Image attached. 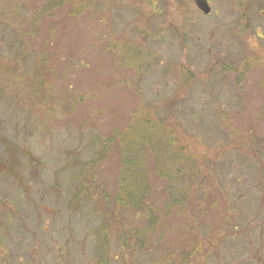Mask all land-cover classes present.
Masks as SVG:
<instances>
[{
    "label": "rangeland",
    "instance_id": "1",
    "mask_svg": "<svg viewBox=\"0 0 264 264\" xmlns=\"http://www.w3.org/2000/svg\"><path fill=\"white\" fill-rule=\"evenodd\" d=\"M207 3L0 0V264H264V0ZM122 173L118 224L158 216L126 258L96 236Z\"/></svg>",
    "mask_w": 264,
    "mask_h": 264
},
{
    "label": "trees",
    "instance_id": "2",
    "mask_svg": "<svg viewBox=\"0 0 264 264\" xmlns=\"http://www.w3.org/2000/svg\"><path fill=\"white\" fill-rule=\"evenodd\" d=\"M56 6H53V8ZM132 138L129 137V135H121L117 138L116 146H120L121 149V158H122V164H123V170H127L130 172L132 165L137 164L138 160L135 159L136 156H132L135 152L134 150V143H131ZM131 143V149L128 146ZM148 145V144H147ZM114 145V147H116ZM128 148L126 149V147ZM148 148H150L152 151L155 150L154 146L149 144ZM131 150V151H129ZM163 171V170H162ZM123 174V173H122ZM181 171L178 169L175 171L174 174H167L163 171L162 177L167 180L171 179V177H178L180 176ZM122 183L119 186V191L116 194V197L114 199V204L111 203H103V212H100L101 214V221L99 229L97 230L96 236L98 240L101 243V246L103 248V252L105 250L110 248V242L113 239L117 245L122 250V255L134 257L139 252L142 253L144 250L143 248V242L145 239L153 234V230L158 223L157 215H155L154 211H151L152 214L150 215V219L147 220V226L140 231L139 229L135 228H129L125 224H118V221H120V218L124 216L126 218L127 214L132 213H141L142 209H144L143 204V198L146 194V188L143 189L142 186H129V181L125 178L124 174L122 176ZM87 184L86 190L84 191V185ZM91 186L94 187V190H91ZM96 191V182L93 178V176L88 172V175L85 176L81 180V184H77L76 189L74 190V199H81L80 202H87V201H93L92 192ZM165 195L166 199L168 201V205H164L165 212L171 211L174 207L178 208V211L182 213V210L184 208V200L183 197H179V193H177L174 190H168V188L165 189ZM183 200V201H181ZM98 201L95 200V204ZM106 202V199H105ZM77 203V202H76ZM185 211V210H184ZM160 218V217H159ZM129 218H127L128 220ZM185 256L184 254L180 257V259L177 262L184 261ZM175 262V259L173 260Z\"/></svg>",
    "mask_w": 264,
    "mask_h": 264
},
{
    "label": "water",
    "instance_id": "3",
    "mask_svg": "<svg viewBox=\"0 0 264 264\" xmlns=\"http://www.w3.org/2000/svg\"><path fill=\"white\" fill-rule=\"evenodd\" d=\"M194 6L197 7L204 15L210 12V6H208L206 0H192Z\"/></svg>",
    "mask_w": 264,
    "mask_h": 264
}]
</instances>
